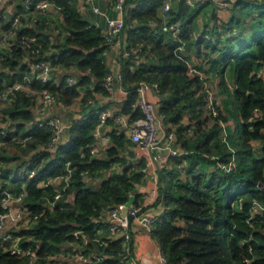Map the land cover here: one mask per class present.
Returning a JSON list of instances; mask_svg holds the SVG:
<instances>
[{
    "label": "trees",
    "instance_id": "16d2710c",
    "mask_svg": "<svg viewBox=\"0 0 264 264\" xmlns=\"http://www.w3.org/2000/svg\"><path fill=\"white\" fill-rule=\"evenodd\" d=\"M45 1L61 11L63 19L53 23L59 33L52 36L51 31L45 30L47 18L44 15L36 24L23 19L14 45L1 53L0 93L8 84L31 72L32 64L48 60L54 68H77L81 72L77 83L70 84L68 76L57 81L52 76L48 83L32 82V88H48L65 104H71L79 97L84 104L90 98L95 103L85 104L90 111L71 126L69 140L51 150L48 147L51 132L48 127L38 126L32 109L34 99L26 91L15 93L11 102L2 108L3 120L13 125L9 130L15 129L5 137L0 136V140L5 141L0 148L2 188L13 192L25 190L26 207L31 215H38L31 227L19 231V234L33 239L30 242L24 239L23 245L40 243L38 263H46L60 253L65 241L77 240L83 244L84 239L75 235L80 230L89 241L87 250L96 248L105 254L102 262L85 264H123L119 259L121 238H111L105 240L107 244L100 245L96 241L97 230L103 212L113 205L126 203L136 191V185L143 181L145 173L141 167L145 161L136 164L120 156L121 150L133 143L117 127L111 132L112 145L106 150L105 157H94L90 153V147L96 141L93 132L99 122L95 93L108 94L101 84L110 72L104 59L106 40L102 28L84 15L79 0ZM167 1L128 0L124 39L129 48L141 49V58L133 53L129 58H122L121 65V83L128 89L122 112L132 118L142 116V110L136 105L137 89L143 82L158 83L162 96L158 111L164 116L167 129L176 131L179 144L188 151L179 156L171 155L168 164L160 171L159 200L164 203L165 210L155 223L152 234L169 264H264V211L255 215L252 225L247 221L254 200L264 205V189L260 187L264 183V0H228L234 12L238 9L240 12L245 6L250 9L248 20L240 15L223 23V29L227 27L233 33L229 42L239 33L234 31V26H240V23H249L244 30L249 29L252 37L248 44H237V47L229 43L221 49L218 44L222 36L216 41L203 36L208 32L207 28L212 36L216 35L217 24L206 22L201 37H195L196 16L204 7L215 3L214 0L195 5L188 4L187 0H174L175 4L165 17L163 8ZM175 23H180L182 28L180 40H174L170 30ZM10 27L9 23L2 22L3 30ZM31 36L36 37L34 42L23 43ZM194 44L197 50L202 44L210 49L201 58L209 64L207 73L219 74V91L220 88L225 91L222 94L225 99L235 97L238 102L236 135L230 131L232 125L221 106L218 118L209 114L204 80L188 72L184 51L178 47L185 45L187 48ZM36 48H40L39 53L32 51ZM136 62L138 66L133 69ZM198 68L204 70L205 65ZM227 68L234 79V91L225 78ZM219 119L228 122L230 146L224 142ZM16 136H28L26 146L15 141ZM254 141H260L262 151L257 149L259 146H255ZM233 155L237 166L230 171L222 169L220 165L228 163ZM213 156L218 158L213 159ZM27 162L40 174L34 178L11 179L13 170L23 169ZM68 162L76 169L69 186L63 191V198L52 205L56 189L53 185H44L43 181L66 173ZM117 162L123 165V169L111 171ZM86 170L89 171L87 176L104 171L110 173L99 188H92L87 185V176L82 174ZM22 182H26L25 188H22ZM13 184L18 190L12 189ZM73 193L74 203L65 202V198ZM136 197L135 204L139 205L140 195ZM8 248L9 243L0 240V264L29 263V256L20 258L11 254ZM52 261L53 264H67Z\"/></svg>",
    "mask_w": 264,
    "mask_h": 264
},
{
    "label": "built area",
    "instance_id": "2783aa9c",
    "mask_svg": "<svg viewBox=\"0 0 264 264\" xmlns=\"http://www.w3.org/2000/svg\"><path fill=\"white\" fill-rule=\"evenodd\" d=\"M7 0H0V59L1 53L4 49H9L14 45V39L16 37L17 31L23 25V19L29 21V18L32 19V23L36 24L40 22L43 18V15H47L51 6H55L49 1H35V0H19L20 7L17 11L12 14H9L5 11L4 4ZM218 2L219 5L225 7L230 5L228 0H214ZM187 3L190 5H195L194 0H187ZM128 0H114V7L119 12V16L108 18V28L103 32L104 38L106 40L107 46H114L121 49V57L129 58L133 53L137 58H141V49L129 48L127 42L124 39V30L126 27V15L128 12ZM56 7V6H55ZM58 8V7H56ZM171 8V2L167 1L163 8V13L167 17L166 13ZM59 9V8H58ZM95 11L102 13L98 8H95ZM2 22L9 23L11 27L5 31L2 28ZM213 29L214 26H211ZM210 28H207L208 32H205L203 35L207 40H217L219 36H224L223 28L218 26L217 34L212 36L209 32ZM46 31H51L52 36H55L59 33V29L55 27L49 21H46L45 26ZM172 31V36L174 40H180L179 34L182 30L180 23H175L170 26ZM51 36V38H52ZM203 38V39H204ZM36 40L35 36L25 38L23 43L30 44ZM185 45L179 46L178 49L184 51L186 58L184 60L188 64L189 74L198 75L200 79L204 80L203 89L207 94L206 108L209 114L213 118L219 117V106H221V97L219 96V85L220 78H217L211 74H208L206 69L209 68V64L205 63V69L200 70L185 52ZM35 53L40 52V48L32 50ZM54 66L48 60H40L35 64H32L31 72L24 74L23 78L16 80L12 84H8L4 90L0 93V136L5 137L9 132H14L15 130H9V127L6 126V122L3 120L5 115L2 113V108L5 107L9 102H11L13 96L18 91H26L34 99V105L32 109L35 111L37 116L36 122L39 127H48L51 132L50 141L48 147L51 150L57 149V147L62 143L65 138V133L67 130V125L62 120L61 117L57 115H52L51 110L54 106L65 107V104L60 100L52 91L48 88L34 89L30 85L32 82L38 80L43 83H48L52 80ZM1 72V69H0ZM264 80V73L262 74ZM68 82L70 84L77 83V78L73 76H68ZM123 80V73L120 71L117 74L109 72L105 78L102 80V86L108 92V94H113L115 92L116 84L121 83ZM151 86L155 90L159 91L158 83H147L143 82L138 87V100L136 105L142 110L143 115L132 118L130 114L123 113H112L108 108L101 107L96 105V112L98 114L99 122L94 129V136L98 144L100 143L104 150H107L111 145V138L109 132H103L101 128L106 126L109 123V120H114L119 125H129L131 130L132 139L134 142L138 143L143 149L154 150L155 153L142 171L144 173H151L152 179L157 185L159 182L158 171L156 161L161 157V152H168L170 155L179 156L187 154L188 151L179 146L177 140V134L174 129H167L164 124V116L159 113L157 104L153 102L148 97V87ZM95 102L92 98L88 99L85 103L86 105H93ZM219 123L223 128V139L229 146V132L227 129L228 122L223 119H219ZM29 137H14V140L26 146ZM5 145V141L0 140V148ZM97 147L95 145L90 147V153L95 155L97 153ZM213 159L218 158L213 156ZM1 163V162H0ZM30 162L26 163L22 170V176L27 178H34L39 175V171L36 167L32 168ZM222 169L230 171L237 166V160L235 155L231 157L228 163H223L220 165ZM76 167L72 166L71 162L67 163L66 173L57 176L50 177L47 180L43 181L44 185H53V182L57 179L63 181V187H56V194L51 201L52 205L57 203L63 198V191L67 189L70 183V177L73 174ZM82 174L86 176L89 174V171L86 170ZM25 184V183H23ZM0 208L3 209V212L0 213V240L9 243L8 250L11 254L16 255L20 258L29 256L30 260L28 264H40L38 263L37 258V248L40 246V243L35 241L31 244L23 245L24 239L29 242L33 239L31 237H25L19 234V231L24 227H31L32 223L38 219V215H31L30 211L25 205L26 191L21 190L18 192H13L9 188H2V181L0 180ZM12 202L17 204L15 220L19 222V228L15 229L12 232L2 233L3 229V219L10 216L12 212ZM125 203L121 205H113L108 211L110 214V219L118 220L119 224L115 221L110 222L109 229L111 235L114 238H121L122 248L120 251V259L123 264H126L133 255V242H134V232L133 224L139 223L147 228L149 232H152L155 228V223L157 222L159 215L156 214H147L143 210L142 205H136L135 203L128 208L127 215H123L122 207ZM264 211V205L259 201L254 200L251 207V216L248 218L250 225L253 224L255 215L262 214ZM21 221V223H20ZM76 237H82L84 239L83 248H80L76 253H66L65 257L70 258L71 255H78L83 264L94 262L100 263L105 259V254L101 251L93 250L89 253H86L85 247L88 244V239L86 235L78 230L75 232ZM96 241L101 244H107L105 240L96 238ZM43 264H53V261L49 259L46 263ZM160 264H169L168 258L165 253L161 251L160 254Z\"/></svg>",
    "mask_w": 264,
    "mask_h": 264
},
{
    "label": "crops",
    "instance_id": "0c3cea01",
    "mask_svg": "<svg viewBox=\"0 0 264 264\" xmlns=\"http://www.w3.org/2000/svg\"><path fill=\"white\" fill-rule=\"evenodd\" d=\"M171 2V6H173L174 0H168ZM207 0H194L195 3H204ZM20 3L17 0H7L4 4L5 11H7L9 14L14 13L18 10L20 7ZM217 5H219L218 2H215ZM79 7L84 13V15L89 19V21L93 24H96L100 26L105 32L108 28V18H113L119 16V12L114 7V0H79ZM221 6V5H219ZM95 8H98L102 13H98L95 11ZM214 13L208 14L207 18L203 22L202 25L197 23V29L195 31V37L198 39L201 37L206 22H209V24L214 23ZM44 17L47 18V21L52 23H57L58 20H62L63 16L61 14V11L56 8L55 6H51L47 15ZM207 20V21H206ZM30 22H33L31 18H29ZM53 24V25H55ZM215 25V24H214ZM219 26V25H218ZM191 52L195 57H192L187 53L189 51L188 47L185 48V52L190 57L191 61L198 67L199 65H205L204 61L201 60L202 55L200 54L199 50H194ZM205 51V50H201ZM209 50L205 51L206 53ZM104 59L109 67V70L111 73L117 74L122 65V57H121V49L114 46H107L104 51ZM203 61V62H201ZM138 66V63L136 62V65H133V69ZM81 74L80 71H78L77 68H71L67 69L64 67H56L53 71V78L57 81L62 79L65 76H73L78 77ZM217 78H220L221 76L219 74L214 75ZM221 79V78H220ZM148 97L157 104L161 100L162 96L161 94L155 90L153 87H148ZM128 96V89L123 86L122 83H117L115 92L113 94H103V93H95V98L97 105L103 106L104 108H108L112 111V113H123L122 108L124 105V102ZM222 101V99H221ZM221 103V102H220ZM90 111L89 107L85 106L84 101H82L81 97L74 100L71 104H67L65 107L60 106H54L51 110L52 115H57L62 118V120L67 125V130L65 133V138L62 141V143L67 142L70 138V128L71 126L76 122L81 120L84 116L88 114ZM125 114V113H123ZM35 119H37V116L35 115ZM7 127L13 126L12 123L7 124ZM117 127L120 131L125 133L130 140L132 141L133 145H126L125 148H123L120 152V156L126 157L127 160H131L132 162H135L136 164L139 163V161H145V164L141 167V169L144 168V166L151 161L155 151L143 149L138 143L134 142L132 139L131 130L129 128V125H119L114 120L109 121V123L106 126H103L101 130L103 132H109L110 138H111V132L114 130V128ZM13 129V128H12ZM15 130V129H14ZM94 133V132H93ZM61 143V144H62ZM179 144V142L177 143ZM97 147V153L93 155L94 157H105L106 156V150L103 149L102 145L97 141H95L94 144ZM112 145V141H111ZM110 145V146H111ZM181 147V145L179 144ZM182 148V147H181ZM171 155L168 152H161V157L156 161L157 165V171H158V177L159 182L156 185L155 181L152 179L151 173H145V177L141 183H138L136 185V191L132 194L140 195V198L138 199L139 205L143 206V210L147 214H156L161 215L164 210L165 206L162 201H160L161 197V181H160V171L164 166H166L169 162V157ZM28 163V162H27ZM14 168V165H12ZM123 169V165H120L119 162H117L111 171L114 170H120ZM22 170L21 168L13 170L11 174V179H21L22 176ZM110 172L104 171L102 173L89 175L85 178L87 185L92 188H99L102 180L106 178L109 175ZM25 183V184H23ZM15 185V184H13ZM53 186L56 188H62L63 187V181L60 179H57L53 182ZM17 186H13V190H18L16 188ZM26 187V182H22V188ZM137 200V197L136 199ZM75 201V194H70L65 198V202L68 203H74ZM12 212L11 215L3 219V229L2 233H7L14 231L15 229H18L19 222L14 219L16 215V208L17 204L15 202H12ZM115 220L110 219V214L108 209H106L101 217V225L97 230L98 238L101 240H108L113 239L114 236L111 235L109 224L110 222H113ZM133 232H134V242H133V255L131 259L127 261L126 264H160V254H161V247L157 239L153 236L152 232H149L147 228L139 223L133 224ZM82 243H80L77 240H68L62 243L61 245V252L58 253L56 256H53L49 259L51 260H59V261H65L67 264H83L82 259L78 255H71L70 258H66L65 254L70 253H76L80 248H83ZM88 247H85L86 253H89L90 251L87 250ZM96 250V248L94 249ZM93 251V250H91ZM120 259V257H119ZM121 260V259H120Z\"/></svg>",
    "mask_w": 264,
    "mask_h": 264
},
{
    "label": "rangeland",
    "instance_id": "374dc122",
    "mask_svg": "<svg viewBox=\"0 0 264 264\" xmlns=\"http://www.w3.org/2000/svg\"><path fill=\"white\" fill-rule=\"evenodd\" d=\"M214 11H215V13H214V19L215 20H214V23L212 25L217 24L221 28H223V23H227V22L229 23L230 19L232 17L234 18L236 16H240L241 15L242 19L248 20L247 14L249 13L250 9H249V6H245L240 12H239V9L236 12H234L232 10V4L223 7V6L217 5L216 3H212V4L207 5L206 7H204L202 9V11L196 16V21L198 22V24L202 25L203 22L205 21V19L207 18L208 14L209 13L212 14ZM236 20H237V18H236ZM236 20H235V22H236ZM246 25H249V23H247V24L246 23L245 24L240 23V26H238V25L234 26V31H237L239 33L235 37H232L230 42H229V39H230V37L232 36L233 33L231 34V32H230L231 29H229L227 27H224V30H225L223 32L224 36L222 37L221 43L218 44V46H219L218 48L221 49V48H223L225 46H228L229 43L230 44L231 43L236 44L237 47H238V45L242 46L244 43L248 44L249 41L251 40L252 32L249 31V29H247V30L245 29L244 30ZM241 33H242V36H238ZM188 49H189V51H187V53H189V55H191V59H192L193 56L195 57V55H193L191 53L193 51L192 49L197 50V46L194 44V46H189ZM202 49L205 50V51L208 50V48L206 47V44H202L199 47V51H200L199 53L200 54H204V55H202V58H204V56L207 53L205 51H201ZM235 49H237V48H235ZM209 52H210V49H209ZM196 60H197V58H196ZM205 63L206 62L204 61V64ZM198 66H199V64H198ZM225 78L227 79V82L230 85V89L232 91H234V88H233L234 87V79H233L232 74L230 73L229 68L226 69ZM224 92L221 91V88H220L219 96L222 99L221 107H222L223 111L227 114L228 121H229L230 125H232V126H229L230 127V131L232 132V134L236 135L238 133L237 124H238V121H239L238 102L235 99V97H228V98L225 99V97L222 95V94H225ZM253 144L255 146H260L261 145L260 141H254ZM20 223H21V221H20Z\"/></svg>",
    "mask_w": 264,
    "mask_h": 264
},
{
    "label": "water",
    "instance_id": "95a60500",
    "mask_svg": "<svg viewBox=\"0 0 264 264\" xmlns=\"http://www.w3.org/2000/svg\"><path fill=\"white\" fill-rule=\"evenodd\" d=\"M17 1H19V0H17ZM262 147H263V145L261 144L257 149L259 151H262ZM260 187L262 189H264V183H261L260 184ZM135 199H136V195L135 194H131L130 197H129V199L127 200V202L123 205L122 210H123V215L124 216L127 215L128 208L135 203ZM115 222L119 224V221L118 220H115ZM256 259H257V257L255 258V260ZM252 262H253V260L250 261V263H252Z\"/></svg>",
    "mask_w": 264,
    "mask_h": 264
}]
</instances>
